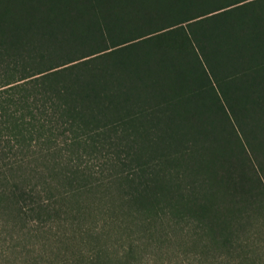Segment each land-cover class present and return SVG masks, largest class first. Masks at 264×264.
Returning a JSON list of instances; mask_svg holds the SVG:
<instances>
[{"label":"trees","instance_id":"trees-1","mask_svg":"<svg viewBox=\"0 0 264 264\" xmlns=\"http://www.w3.org/2000/svg\"><path fill=\"white\" fill-rule=\"evenodd\" d=\"M0 228V264H264V0H0Z\"/></svg>","mask_w":264,"mask_h":264},{"label":"rangeland","instance_id":"rangeland-1","mask_svg":"<svg viewBox=\"0 0 264 264\" xmlns=\"http://www.w3.org/2000/svg\"><path fill=\"white\" fill-rule=\"evenodd\" d=\"M0 231H1V228H0ZM2 235L3 236H5V237H8L7 235H5L3 232H2ZM164 263H165V261H164ZM148 264H151V262L149 261V263ZM156 264H161L160 262H157ZM170 264H173V263H170Z\"/></svg>","mask_w":264,"mask_h":264}]
</instances>
